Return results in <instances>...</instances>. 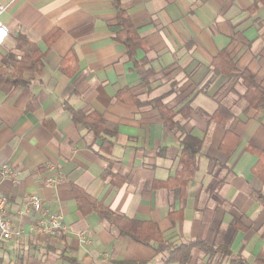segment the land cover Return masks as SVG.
Listing matches in <instances>:
<instances>
[{
  "label": "crops",
  "instance_id": "obj_1",
  "mask_svg": "<svg viewBox=\"0 0 264 264\" xmlns=\"http://www.w3.org/2000/svg\"><path fill=\"white\" fill-rule=\"evenodd\" d=\"M121 3L145 42L134 59L116 40L114 0H0V22L10 30L0 73L10 69L9 53L19 55V36L44 54L41 71L24 74L29 86H0V172L4 165L18 172L0 185L14 227L24 231L19 240H0V264H167L169 249L195 241L226 245L232 256L222 264L264 261V205L256 195L264 196V181L253 173L259 158L249 151H264V108L246 109L241 76L248 72L264 89V0ZM55 31L60 35L48 44ZM222 53L234 63L230 74L215 70ZM156 98L202 142L184 193L175 182L179 134L158 111L133 103ZM219 105L234 114L231 130L240 138L231 154L220 150L224 124L210 118ZM185 107L204 115L186 119ZM73 111L102 116L104 129L96 136ZM50 168L57 182L47 187ZM78 189L116 214L156 224L165 242L146 246L96 212L83 214ZM34 194L62 214L56 236L33 230L40 218L29 205ZM219 259L194 247L187 264Z\"/></svg>",
  "mask_w": 264,
  "mask_h": 264
},
{
  "label": "trees",
  "instance_id": "obj_2",
  "mask_svg": "<svg viewBox=\"0 0 264 264\" xmlns=\"http://www.w3.org/2000/svg\"><path fill=\"white\" fill-rule=\"evenodd\" d=\"M117 23L120 27L116 40L121 41L126 45L130 57L134 59L138 49L142 48L145 44L144 40L140 37L137 28L132 23L128 13L123 9L121 0H114ZM60 35L59 31L53 32L46 39L48 44H51ZM16 53H9L5 63L10 67L9 71L5 74L0 73V86L6 90H11L16 86L27 87L31 83L30 79L26 78V72L39 73L43 68L44 54L29 38L19 36L16 38ZM70 57V56H68ZM8 59V60H7ZM65 58L63 61V68L67 69V63L70 61ZM215 70L218 73L230 74L234 68L232 60L224 53L220 54L214 62ZM225 64L228 65L225 69ZM244 85L247 88L244 98L247 102V108H254L261 110L264 108V89L256 82L255 78L248 72L242 73ZM134 104L140 106H149L159 112L166 125L175 130L179 134L180 143L182 145V152L180 155L181 172L179 177L175 180L177 186L180 188L181 193H184L190 181L193 180L195 174L199 169L200 157L199 154L202 148V142L193 135L187 133L184 127L175 120L177 113L168 108L162 98H156L146 102L138 100L133 101ZM193 113H201L199 110H193L191 107H185L182 110V116L189 118ZM206 116V115H205ZM73 120L76 123L83 124L87 129L93 131L98 136L105 127V121L102 116L94 114H86L80 111L72 112ZM210 118L220 124H224L226 128L225 136L220 145V150L224 153L231 154L237 148L240 138L231 130V122L234 120V114L227 108L219 105L217 111L210 116ZM107 143V141H105ZM110 144V143H107ZM249 151L256 154L259 158L253 173L256 177L264 181V151H258L255 148H249ZM257 197L263 202L264 196L261 193L256 194ZM76 198L78 206L83 214L96 212L101 220L109 222L114 225L119 235L129 237L135 242L150 246L152 242H165L162 232L156 224L140 222L130 219L124 215L114 213L111 209L104 206L97 200L91 198L82 190L76 191ZM198 247L201 251L209 256L218 255L220 257L217 264H222L223 261L230 259L232 256L231 251L226 245L219 247H209L201 241L192 243L181 244L175 248L169 249L167 264L180 263L187 264L192 257V250ZM73 261V260H72ZM76 263V261H73ZM130 264H143V263H130ZM228 264H249L242 258L230 260ZM258 264H264V261H258Z\"/></svg>",
  "mask_w": 264,
  "mask_h": 264
},
{
  "label": "built area",
  "instance_id": "obj_3",
  "mask_svg": "<svg viewBox=\"0 0 264 264\" xmlns=\"http://www.w3.org/2000/svg\"><path fill=\"white\" fill-rule=\"evenodd\" d=\"M5 7L0 4V12L4 11ZM10 30L8 26L0 22V47L8 38ZM54 168H50L49 173L44 176L43 183L47 187L53 186L57 180L52 176ZM18 172L10 165H4L0 172L1 180L9 177L13 180L17 178ZM29 205L31 209L40 215L33 230L41 235L56 236L61 229H63V216L60 213L52 212L45 207L44 201L41 197L34 194L29 198ZM24 235V231L19 227H14L12 218L9 212L8 197L1 190L0 185V240L1 241H16Z\"/></svg>",
  "mask_w": 264,
  "mask_h": 264
}]
</instances>
